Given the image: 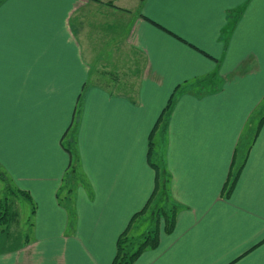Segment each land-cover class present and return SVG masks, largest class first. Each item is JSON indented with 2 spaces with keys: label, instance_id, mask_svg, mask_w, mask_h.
I'll return each mask as SVG.
<instances>
[{
  "label": "crops",
  "instance_id": "0c3cea01",
  "mask_svg": "<svg viewBox=\"0 0 264 264\" xmlns=\"http://www.w3.org/2000/svg\"><path fill=\"white\" fill-rule=\"evenodd\" d=\"M128 54L143 63L133 91L99 81ZM172 92L151 161L175 226L132 264H264V0L1 1L0 168L36 208L0 264H110L153 190L148 136ZM72 129L84 185L66 207Z\"/></svg>",
  "mask_w": 264,
  "mask_h": 264
},
{
  "label": "trees",
  "instance_id": "16d2710c",
  "mask_svg": "<svg viewBox=\"0 0 264 264\" xmlns=\"http://www.w3.org/2000/svg\"><path fill=\"white\" fill-rule=\"evenodd\" d=\"M1 1L3 0H0V2ZM240 13L241 11L239 10L237 12V17H239ZM152 23L162 28L158 24L154 22ZM162 29H164V31L167 32L168 34L174 36L175 38L191 46L192 48L199 50L197 49V47L188 43L186 40L182 39L172 31L166 28H162ZM177 88L178 86L175 89ZM173 98H174V93L172 92L148 136L147 160L150 167L154 171L153 190L150 196L148 197V199L146 200L145 204L142 206V208L139 211L135 212L130 217L126 227L118 235L116 240V251L110 264H132L134 260L142 253L143 250L155 249L157 247L160 232L169 235L172 233L174 229L178 206L175 203L168 201V194L166 189L167 176L164 175V173L160 170L157 164L151 161V155L154 149L153 134L156 128L158 127V125L162 122V120L163 119L164 121L166 120V114L173 103ZM79 103H80V96H78V100L76 103V110L79 109L80 106ZM263 121H264V114L258 120L253 137L256 136ZM61 146L69 156V164L63 179V184L59 190L60 194L63 191H65V194L62 197L60 196V194H58V200L60 203H62L67 207V204H69L70 201V197L66 194L67 193L70 194L72 190L70 187H68L67 189L65 187L71 182L77 183L76 181L77 175L74 168L79 164V158L77 156V152L75 148L74 133L72 135V138L68 137V140L62 142ZM243 165H244V159L241 161V163H239L236 167L233 168L235 164H234V159L232 158L228 176L220 192L222 197L228 198L230 196ZM0 177L2 178L1 174ZM78 183L83 184V182H78ZM13 194L15 195L21 194L24 197V200H26L31 206L30 214L33 216L36 206L33 203L30 195L27 192L16 188ZM13 215L14 213L11 212L6 197H4L2 200H0V233L4 231V227L9 223ZM70 223L73 224V217L71 218ZM141 223H144L145 227L141 235H139V239L134 241L135 237H133V232L139 228V225Z\"/></svg>",
  "mask_w": 264,
  "mask_h": 264
},
{
  "label": "rangeland",
  "instance_id": "374dc122",
  "mask_svg": "<svg viewBox=\"0 0 264 264\" xmlns=\"http://www.w3.org/2000/svg\"><path fill=\"white\" fill-rule=\"evenodd\" d=\"M107 5L112 6L110 2ZM114 44L113 42L112 44H110L111 48H109L110 52L106 54L107 57L113 56V54L115 53L116 50L114 49L115 47ZM117 54L118 52L116 53V56ZM123 60H125V58ZM123 60L121 62H123ZM125 61L126 62L117 64L116 67H113L108 64L106 66L107 70L105 72L110 74L109 75L110 77L109 76H108L109 78L101 77V79L99 77V81L111 84L112 87L117 88L116 90H118V92L123 91V90L124 91L128 90L129 88H127V86H129L130 90L133 91V86L135 84L134 82H136L138 72L140 71V68L143 64L142 59L137 54L136 56H134L133 54L132 55L128 54L127 60ZM203 80L204 79H202V81ZM195 81L197 82V80L195 79L191 80V82L188 81L186 85H189L192 83L193 87H196ZM207 81L208 80H206L205 82L207 83ZM157 129L158 128H156V131ZM73 133H74V130L73 129L70 130V132L68 133L64 141H67L68 137L72 138ZM240 151L241 150H239V152ZM74 170L76 171V175H77V180H76L77 183L83 182L84 181L83 174H82L79 164L78 166H75ZM0 174L2 176V178L0 177V200L6 197V200L9 204L11 212L14 213L9 223L4 227V231L0 233V251H2L6 249V247H13V246L18 245L22 241L21 234L25 231H29V226H30L32 218L30 214V209H31L30 204L26 200H24V197L21 194L19 195L13 194L16 187L14 186V183L12 182L10 177L7 176L1 168H0ZM77 183L71 182L70 184H68L69 186L67 185L65 187L66 189L70 187L72 190L70 194L69 193L66 194L70 197V201L73 198L72 196H73L74 189ZM64 194H65V191L61 192L60 196L62 197ZM144 227H145V224L141 223L139 225V228L133 232V237H135L134 241L139 239V235H141V233L143 232Z\"/></svg>",
  "mask_w": 264,
  "mask_h": 264
}]
</instances>
